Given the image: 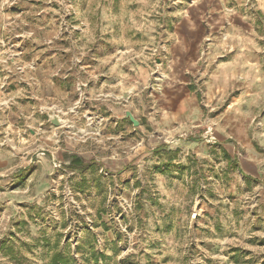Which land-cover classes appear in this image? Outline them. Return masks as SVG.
<instances>
[{
	"label": "rangeland",
	"instance_id": "1",
	"mask_svg": "<svg viewBox=\"0 0 264 264\" xmlns=\"http://www.w3.org/2000/svg\"><path fill=\"white\" fill-rule=\"evenodd\" d=\"M5 149L0 264H264V0H0Z\"/></svg>",
	"mask_w": 264,
	"mask_h": 264
},
{
	"label": "crops",
	"instance_id": "2",
	"mask_svg": "<svg viewBox=\"0 0 264 264\" xmlns=\"http://www.w3.org/2000/svg\"><path fill=\"white\" fill-rule=\"evenodd\" d=\"M181 78V73H172L169 75V78H168V81L170 82V84H177L176 81H179V79ZM179 84V83H178ZM178 84L175 85V88L177 89L178 87ZM184 98V97H183ZM186 99V98H184ZM183 99L182 103H185V100ZM159 100L163 103L164 106H170L171 103L173 102V95H172V91H171V88H168L166 90H164L163 92H161V95L159 96ZM187 105V104H186ZM187 108H189L188 106H185ZM228 141V140H226ZM30 147V144L27 143V144H24V143H19L18 144V147H17V150L20 151V152H24L25 154L27 153L28 154V148ZM13 155H12V152L11 150H3L0 154V159H2V162L0 163L1 167L2 165H5L4 170H6L9 165L8 163V159L11 158ZM3 170V169H2Z\"/></svg>",
	"mask_w": 264,
	"mask_h": 264
},
{
	"label": "water",
	"instance_id": "3",
	"mask_svg": "<svg viewBox=\"0 0 264 264\" xmlns=\"http://www.w3.org/2000/svg\"><path fill=\"white\" fill-rule=\"evenodd\" d=\"M125 115L129 118L133 125L136 126L138 124V121L133 117V115L129 111H126ZM46 116L48 122H50L53 126H60L65 121L59 113H56L54 111L47 113Z\"/></svg>",
	"mask_w": 264,
	"mask_h": 264
},
{
	"label": "trees",
	"instance_id": "4",
	"mask_svg": "<svg viewBox=\"0 0 264 264\" xmlns=\"http://www.w3.org/2000/svg\"><path fill=\"white\" fill-rule=\"evenodd\" d=\"M70 168H83L85 165L77 166L74 162L69 166ZM66 259L61 255L60 252H55L51 257L50 264H65Z\"/></svg>",
	"mask_w": 264,
	"mask_h": 264
}]
</instances>
